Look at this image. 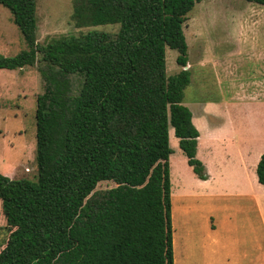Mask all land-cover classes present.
<instances>
[{
  "label": "trees",
  "instance_id": "1",
  "mask_svg": "<svg viewBox=\"0 0 264 264\" xmlns=\"http://www.w3.org/2000/svg\"><path fill=\"white\" fill-rule=\"evenodd\" d=\"M202 0H72L77 27L37 40V0H0L26 47L0 69L37 65L35 179L0 172L8 229L0 264H174L169 128L199 179V131L184 89L183 24ZM264 5V0H246ZM181 69L167 74L166 49ZM73 78L78 82L74 87ZM264 185V153L256 166ZM102 181L113 186L97 189Z\"/></svg>",
  "mask_w": 264,
  "mask_h": 264
},
{
  "label": "rangeland",
  "instance_id": "2",
  "mask_svg": "<svg viewBox=\"0 0 264 264\" xmlns=\"http://www.w3.org/2000/svg\"><path fill=\"white\" fill-rule=\"evenodd\" d=\"M71 14L72 0H37V40L43 43L60 35L118 29L113 24L77 27ZM183 27L188 45L186 68L191 73L183 102L199 131L196 157L212 171L222 165L226 177L239 179L245 164L254 169L264 153V5L202 0L189 12ZM25 47L10 10L0 5V54L12 56ZM177 55V50L166 49L168 75L181 69ZM77 82L73 78L74 87ZM44 88L37 65L0 69V172L10 178L33 180L37 175L35 110L36 98ZM169 140L174 264H233L235 260L237 264L238 252L244 253L238 264H252L259 253L263 258V228L250 197L224 191L226 195L215 199L211 210L205 208L204 187L190 180L194 172L171 127ZM180 182L190 191L185 199L178 192ZM112 186L102 181L97 189ZM259 193L264 201V190ZM183 202L190 205L188 211L181 208ZM207 215L213 216L219 242L209 243L212 251L208 249L204 258ZM7 233L0 201V246ZM228 252L236 256L229 262Z\"/></svg>",
  "mask_w": 264,
  "mask_h": 264
},
{
  "label": "crops",
  "instance_id": "3",
  "mask_svg": "<svg viewBox=\"0 0 264 264\" xmlns=\"http://www.w3.org/2000/svg\"><path fill=\"white\" fill-rule=\"evenodd\" d=\"M199 139V138H198ZM210 151V150H209ZM259 161V159H258ZM206 167V171L208 174L207 179H199L196 177H191L190 180H193L192 183L198 184V186L204 187V206L205 208H209L210 210L214 207L213 201L221 196H225L228 194L229 191H236L237 195L239 196H248L249 199L252 200L254 203V206L257 209L259 219L261 226L263 228V237H264V209L262 206V194L259 193L260 190H264L262 187L264 185L260 184L256 175V166L253 169L252 166L245 164L244 174L239 179H231L226 177V172L224 170V166H220V169H217L216 171H212L206 161H202ZM258 163V162H257ZM253 169V170H251ZM196 177V178H195ZM172 183V182H171ZM172 189L173 184L171 186V197H172ZM179 193H181L182 197L185 199L186 197L190 196L189 188L187 187V184H181V182L178 185ZM257 189V190H256ZM226 191V194H222V192ZM258 192V193H257ZM172 200V199H171ZM184 203V202H183ZM212 206V207H211ZM190 205L189 204H182L181 208L184 209V211L189 210ZM172 222V221H171ZM204 227L206 228L205 232V240H204V258H206L208 254V249L211 250V246L208 248L207 246L209 243L213 245V243L218 244L219 242V235L217 233V229L215 226V222L213 220V216H206L204 220ZM173 228V225H172ZM175 237H173V250L175 245ZM242 240H244V237H242ZM258 249H259V243H258ZM261 249V248H260ZM174 256V252H173ZM236 257L231 254V252H228L226 254V260L229 262L231 258ZM236 259H238V263L244 259V253L238 252ZM175 261V259H174ZM209 262V261H208ZM237 263V264H238ZM233 264H236V260L233 262ZM252 264H264V256L263 258H260V253L257 256V260L255 262H252Z\"/></svg>",
  "mask_w": 264,
  "mask_h": 264
}]
</instances>
